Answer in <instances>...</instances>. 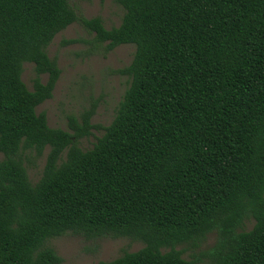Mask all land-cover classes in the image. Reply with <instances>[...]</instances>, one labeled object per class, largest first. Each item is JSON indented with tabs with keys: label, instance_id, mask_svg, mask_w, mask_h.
Returning <instances> with one entry per match:
<instances>
[{
	"label": "trees",
	"instance_id": "16d2710c",
	"mask_svg": "<svg viewBox=\"0 0 264 264\" xmlns=\"http://www.w3.org/2000/svg\"><path fill=\"white\" fill-rule=\"evenodd\" d=\"M116 1L107 28L71 0H0V264H60L48 242L68 233L143 243L99 264H264V0ZM75 22L93 52L135 46L107 126L96 102L68 129L37 112L62 72L47 48ZM46 148L33 183L26 161ZM213 231L201 255L177 249Z\"/></svg>",
	"mask_w": 264,
	"mask_h": 264
},
{
	"label": "rangeland",
	"instance_id": "374dc122",
	"mask_svg": "<svg viewBox=\"0 0 264 264\" xmlns=\"http://www.w3.org/2000/svg\"><path fill=\"white\" fill-rule=\"evenodd\" d=\"M81 13L88 17L100 16L107 28L120 24L124 8L116 0H71ZM92 35L80 23L75 22L57 33L47 48L49 55L56 58L62 70L51 98L37 107V112L44 111L51 127L69 128V116L77 117L93 102L97 103L92 123L107 126L114 118L119 102L129 86L130 77L118 73V69L128 66L135 52L133 44H121L108 53L93 52L88 40ZM78 39L77 42L64 44V40ZM34 64H23L22 78L29 89H33L35 77ZM47 80V75H42ZM93 134L80 140V146L88 149L93 146L96 137L101 136L103 128H93ZM46 148L43 155L37 157L31 153L32 162L26 161L30 180L35 183L42 175L46 162ZM254 220L246 223L250 229ZM215 231L208 233L198 245L181 244L177 249L184 250V257L190 259L199 256L216 241ZM48 244L55 248L63 258L60 264H99L112 260L125 251H136L143 246L141 241L127 237H101L90 241L80 235L65 234L49 240ZM203 264V263H200Z\"/></svg>",
	"mask_w": 264,
	"mask_h": 264
}]
</instances>
